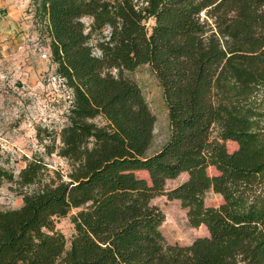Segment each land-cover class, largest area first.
Returning <instances> with one entry per match:
<instances>
[{"label": "trees", "instance_id": "trees-1", "mask_svg": "<svg viewBox=\"0 0 264 264\" xmlns=\"http://www.w3.org/2000/svg\"><path fill=\"white\" fill-rule=\"evenodd\" d=\"M31 1L71 91L57 150L68 169L33 158L15 181L0 167L24 191L0 209V264H264V0ZM145 65L171 127L153 154L156 116L128 76ZM159 196L209 236L168 243ZM73 210L67 248L56 219Z\"/></svg>", "mask_w": 264, "mask_h": 264}, {"label": "rangeland", "instance_id": "rangeland-1", "mask_svg": "<svg viewBox=\"0 0 264 264\" xmlns=\"http://www.w3.org/2000/svg\"><path fill=\"white\" fill-rule=\"evenodd\" d=\"M85 22L89 24V20ZM49 42L31 0H0V167L12 174L15 181L33 158H41L50 170L68 169L57 150L72 96L57 76ZM128 76L140 85L156 116L150 154L156 153L168 141L171 132L163 88L149 65L139 67ZM226 145L230 152L238 149L234 142ZM51 149L54 153L49 154ZM209 173L215 174L214 169ZM138 175L147 177L142 172ZM187 178V174H183L169 181L167 191ZM23 192L14 181H0V209L22 207ZM222 203L220 195L212 191L207 194L208 207H218ZM153 204L165 215L161 231L168 243L186 246L197 238L209 236L206 227L189 225L187 210L180 201L159 196ZM76 213L77 210H73L67 217L56 219L57 229L66 237L67 248L75 233L71 217Z\"/></svg>", "mask_w": 264, "mask_h": 264}, {"label": "built area", "instance_id": "built-area-1", "mask_svg": "<svg viewBox=\"0 0 264 264\" xmlns=\"http://www.w3.org/2000/svg\"><path fill=\"white\" fill-rule=\"evenodd\" d=\"M58 78H59V77H58ZM59 80L63 82V80H62L61 78H59Z\"/></svg>", "mask_w": 264, "mask_h": 264}]
</instances>
